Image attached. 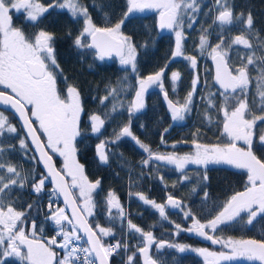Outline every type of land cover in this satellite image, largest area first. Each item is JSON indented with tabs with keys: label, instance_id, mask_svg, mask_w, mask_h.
<instances>
[{
	"label": "snow or ice",
	"instance_id": "snow-or-ice-1",
	"mask_svg": "<svg viewBox=\"0 0 264 264\" xmlns=\"http://www.w3.org/2000/svg\"><path fill=\"white\" fill-rule=\"evenodd\" d=\"M126 3L127 9L120 19L110 26L99 27L93 22L88 7L82 4L81 0H53L48 5L43 4L42 0H0V140L5 135L16 138L19 141V149L27 153L30 147L27 140L30 138L39 153V160L36 163H43L46 170L37 176L31 172L24 174L14 164H6L3 161L4 155L15 152L17 146L13 144L5 148L0 144V264H10L13 260L18 264H110V258L114 255H120L121 251L125 254L130 251L127 239L117 240L111 244L104 242V237H115L113 227L106 228L97 224L93 228L87 219L95 214L97 202L93 194L100 187L101 181H90L85 174L84 165L77 159V138L82 136L81 116L84 108L77 87L68 85L66 90L59 87L58 76L62 74V70H59L55 56L54 35L42 29L33 38L22 28L13 25L11 15L13 11L22 13L25 22L35 26L50 9L65 10L71 18L83 20V27L73 40V45L77 49L82 52L94 50L101 60L115 54L119 57L121 65L128 66L132 73H137V47L130 37L123 35L121 28L132 13L154 9L159 13L158 27L175 33V48L171 53V59L182 56L184 34L180 29L185 23L188 28L193 27L202 6L200 0H126ZM92 6L108 17L102 4L97 5L94 0ZM210 12L217 13L213 26H231L234 22L240 21L245 24L246 30H251L254 23L251 12L248 13L246 21L243 20V13L234 16V4L230 3V0H214ZM208 14L205 13L206 16ZM201 32L198 49L201 55L207 52L215 65L214 84L218 85V94L222 98L219 109L223 114L222 135L228 138V143L201 145L194 142V153L163 154L154 152L148 144L133 134L132 118L145 109V95L150 86L157 85L164 91L161 79L165 69L162 68L146 77L137 75L136 90L130 102L125 99L128 91L127 75L121 78L115 87H109L106 95L100 98L102 106H107L110 101L111 107L102 114L92 113L89 116L93 135L99 139L105 124L124 111L128 114V123L120 131L114 132L113 138L100 140L96 145V157L101 164H109L110 157L114 154L111 145L117 144L123 138H130L147 154V158L142 160L144 167H149L153 162L174 165L175 169L184 175V179H189L184 174L185 166L188 164L222 163L246 170L245 189L233 194L212 219L201 222L190 211L184 213L186 218L193 221L187 231L194 232L213 245L219 244L229 251L217 252L207 248L190 250L203 256L205 264H220L221 261H232L238 257L264 264V240L231 238L225 240L206 231L211 229L215 233L220 226L244 220L245 216L247 217L245 222L249 226H253L259 219H264V157H258L253 151L254 128L258 122H264V115L252 116V110L247 102L250 84L248 67L255 63V56L249 55L247 63L235 69L229 63L230 50L233 46L252 48L249 39L244 35H236L231 39V43H227L224 34L221 33L218 36L219 42L213 46L209 38L211 35L209 29L202 28ZM68 35L71 37L70 31ZM88 37L90 42H86L85 38ZM183 58L192 68H196V56L184 55ZM170 79L175 92L180 73L173 72ZM198 85L199 76L194 75L192 90L188 92L185 102L179 106L169 100L167 92H164L173 121L185 119ZM214 95L206 97L210 109L215 107ZM259 99V107L264 111V90L259 92ZM10 110L14 117H19L26 136H21L20 130L5 115V112ZM207 118L211 119L210 116ZM143 127L144 125H141V128ZM259 141L260 146L264 147V132H261ZM161 142L164 143L163 135ZM238 142H242L247 148L238 146ZM53 155L63 159L62 168H56ZM120 155L122 157L123 153ZM68 177L71 178V184L67 182ZM202 179L206 181L207 175ZM49 182L52 184L50 190ZM26 188H30L37 200L29 203L26 210H17L16 203L19 200L17 192H23ZM70 189L78 190L79 195L76 196ZM41 194H47L49 197L47 211L37 207ZM132 194L130 192V195ZM58 195L64 197L63 208L53 206L55 203L53 197ZM135 195L144 205L158 212L159 217L165 221L169 219L166 209L185 207L172 195H168L166 203H157L142 193ZM204 196L207 198L206 192ZM106 207L110 224L114 225L118 220L127 218L114 191L108 192ZM33 208H37L38 215L43 211L44 221L38 225L37 219L33 218L29 230L26 224ZM68 208H71V216L67 215ZM49 221L53 223L56 234L45 239L43 235L37 233H43V225ZM175 228L178 231L182 230L179 224L175 225ZM131 232L143 237V245H137L136 252L127 255L123 264H136L137 255L143 258V264H158L150 255L149 250L152 246L158 252L165 247L174 248L180 253L188 250V246L184 244L156 241L152 231H144L128 219L127 232L124 235L127 236ZM80 233H83V236ZM84 237L86 242L79 243ZM56 249H60L61 252H57Z\"/></svg>",
	"mask_w": 264,
	"mask_h": 264
},
{
	"label": "trees",
	"instance_id": "trees-1",
	"mask_svg": "<svg viewBox=\"0 0 264 264\" xmlns=\"http://www.w3.org/2000/svg\"><path fill=\"white\" fill-rule=\"evenodd\" d=\"M214 0H200L201 9L197 14V19L192 28L187 27V23L181 29L184 36L182 40L183 54L181 57L171 59V53L175 48L176 37L173 32L159 33L152 20L144 19L141 15L129 17L122 25L121 32L137 47V73H132L130 67L123 66L118 60H101L93 50L83 52L73 45V40L83 27L82 19H73L65 10L58 8L50 9L40 20L34 29L38 31L46 30L53 34L55 56L62 74L58 76L59 87L63 90L68 85H74L81 94V102L84 112L81 116L82 136L77 138V159L84 165L85 174L92 182L101 181L100 187L94 192V199L97 202L95 214L88 217L90 225L95 228L97 224L102 227H113L115 237H104V242L115 243L117 240L127 239L130 251L125 254L110 258V264H123L127 255L136 252V246L143 244V237L135 232H127V222L130 219L134 224L144 231H152L156 241L167 243H179L188 246L184 253L176 251L174 248L156 250L154 246L150 248V255L157 260L158 264H205L201 255L193 252L191 248H207L210 251H229L221 245H213L206 239L189 235L186 230L191 227L193 221L186 218L184 213L190 211L201 222L212 219L220 210L222 205L236 192L243 191L247 185L246 170L236 169L226 164H208L185 166L184 174L189 179H184V175L175 169L174 165L159 164L153 162L149 167L142 165V160L147 158L138 146L130 138H123L117 144L111 145L112 152L110 162L107 165L101 164L96 157V145L102 139H111L114 132L128 123L126 111L115 116L111 122L106 123L102 129L99 139L91 133L89 116L92 113H104L111 107L109 101L107 106L100 104V98L106 95L109 87H115L121 78L128 76V91L125 96L130 102L136 90V77L148 76L162 68L165 69L161 83L164 91L157 85L150 86L145 95L146 107L141 112L133 116L131 121V131L142 142L148 144L154 152L169 154L175 152L178 155L193 153L195 143L203 145H216L228 143V138L222 135L223 114L219 111L222 98L218 94V87L212 80V68L207 52L200 54L198 49L201 30L209 29L210 41L214 46L218 43V36L223 33L226 42L231 43V39L236 35H244L252 44L251 49L242 46H233L230 50L229 63L233 69L247 63L249 55L255 56V63L248 67L250 78L247 93V102L252 110V116L264 115L261 111L259 92L264 90V0H230L234 4V16L243 13V20L246 21L249 12L252 14L253 26L251 30H246L243 22L236 21L231 26H213L215 12H210V7ZM53 0H42L43 4L52 3ZM94 0H81V3L88 7L93 22L97 26H110L123 15L127 9L126 0H95L97 5L102 4L104 12L93 7ZM205 13H209L207 16ZM110 18V19H109ZM71 32V37L68 33ZM88 42V38H85ZM147 44V47H145ZM210 50V48H209ZM208 50V51H209ZM184 55H193L197 58L196 68H192ZM58 70V71H59ZM173 72L180 73V79L176 82V90L173 91V83L170 79ZM194 75L199 76V85L195 91L190 104V111L185 114L183 121H173L170 112L164 102L162 93L167 92L168 97L178 106L185 102L189 91L192 90V79ZM259 86V87H258ZM214 95L215 107H208V97ZM12 123L20 130L21 136H26L17 117L13 113L6 111ZM210 116L211 119L207 117ZM251 118V117H248ZM141 125H144L141 128ZM165 129L167 131L165 132ZM264 132V122H258L254 128L253 151L258 157H264V147L260 146L259 136ZM163 135L164 143L161 142ZM27 153L19 149V141L7 135L0 140L5 148L16 145V151L6 153L3 161L14 164L24 173L31 172L33 175L45 173L43 167L37 164L36 154L29 142ZM175 145V148H173ZM238 146H243L238 144ZM247 148V146L245 145ZM120 153H123L121 157ZM35 157V159H33ZM57 167L62 168L61 159L53 155ZM207 175V180L202 177ZM51 185L48 183V190ZM195 189V191H193ZM114 191L120 204L126 212L127 218L118 220L114 225L107 219L106 195L109 191ZM130 192L133 193L130 195ZM207 193L205 198L204 193ZM135 193H142L149 199L157 203H166L168 195L182 202L183 209H166L168 220H162L158 212L150 206L144 205L138 200ZM17 210H26L27 205L37 200L31 193L30 188L23 192H17ZM47 194H41L37 207L43 211L47 209L43 206ZM57 200L56 197H54ZM57 203L60 202L57 200ZM43 211L38 215L37 208L31 210L27 221V229H31L32 219H37V224L44 221ZM115 212V210H113ZM38 217V218H37ZM244 220L237 221L220 228L213 233L211 229L206 231L210 235H215L221 239H258L264 240V219H259L253 226L247 225ZM170 221V222H169ZM179 224L182 230H177L175 225ZM43 235L45 239L55 233V227L51 221L43 225ZM141 240V242H140ZM58 252V249H56ZM10 264H18L13 260ZM136 264H141L139 255ZM220 264H259L258 261H248L245 258H236L232 261Z\"/></svg>",
	"mask_w": 264,
	"mask_h": 264
},
{
	"label": "flooded vegetation",
	"instance_id": "flooded-vegetation-1",
	"mask_svg": "<svg viewBox=\"0 0 264 264\" xmlns=\"http://www.w3.org/2000/svg\"><path fill=\"white\" fill-rule=\"evenodd\" d=\"M45 5H48V4H45ZM11 15L13 17V25L15 27L22 28L25 31L26 34H29V35L33 36V38H34L35 34L39 32V31L37 32V30L34 29V26L32 24H29V23L25 22L24 14L18 13L16 11H13L11 13ZM135 15H141L144 19H149L150 18L152 20V22L156 25V28H157L158 32L161 33L160 29L158 27L159 13H158L157 10L150 9V10H144L143 12H134L129 17L135 16ZM99 27H101V26H99ZM167 32H173V31L168 30V31H166L164 33H167ZM164 33H162V34H164ZM173 34L175 35L174 32H173ZM111 59H115V60L119 61V59L115 58V57H111V58L103 59V60H111ZM66 88H67V86L64 87L63 90H66ZM241 145H243V144L241 143ZM243 146H245V145H243ZM106 197H107V195H106Z\"/></svg>",
	"mask_w": 264,
	"mask_h": 264
},
{
	"label": "water",
	"instance_id": "water-1",
	"mask_svg": "<svg viewBox=\"0 0 264 264\" xmlns=\"http://www.w3.org/2000/svg\"><path fill=\"white\" fill-rule=\"evenodd\" d=\"M159 29H160V28H159ZM166 31H168V29H160V32H161V33H164V32H166ZM88 42H90V37H88ZM93 51H94V50H93ZM111 57H115V58H118V59H119V57L116 56L115 54H113L112 56H106L104 59H108V58H111ZM210 63H211V67H212V80H213V82H214L215 65H214V62L212 61L211 58H210ZM216 86L218 87V85H216ZM162 96H163L164 102H165V104H166V107H167L168 111L170 112L169 107H168V103H167V101H166L165 98H164V92L162 93ZM168 99L171 100L169 97H168ZM171 101H172V100H171ZM172 102H173L174 104H176L174 101H172ZM176 105H177V104H176ZM177 106H178V105H177ZM10 112H12V111L10 110ZM16 117H17V119H18V121H19V123H20V125H21V127H22V122L19 120V117H18V116H16ZM22 129H23V128H22ZM23 131H24V130H23ZM24 133L26 134L25 131H24ZM28 140H29V142H30V144H31V146H32V148H33L35 154H36L37 159L39 160V153L37 152L35 146L32 145V141H31V139L28 138ZM53 163L55 164L56 168L59 169V168L57 167V165H56V162H55L54 157H53ZM39 164L43 167L44 172H46L43 163H39ZM67 182H68V180H67ZM49 184L51 185V188H52V184H51V182H49ZM70 190H71V189H70ZM56 197H57L58 201H59V202L65 207V202H64V197H63V195H58V196H56ZM166 201H167V198H166ZM67 214H68L69 216H71V208H68V212H67ZM90 226H91V225H90ZM187 233H188L189 235L197 236V237H199V238H201V239H204L203 237H200V236L196 235L194 232H189V231H187ZM80 235L83 236V233H80ZM84 241L86 242V237H84ZM139 261H140L141 264H143V258L140 257V256H139Z\"/></svg>",
	"mask_w": 264,
	"mask_h": 264
},
{
	"label": "rangeland",
	"instance_id": "rangeland-1",
	"mask_svg": "<svg viewBox=\"0 0 264 264\" xmlns=\"http://www.w3.org/2000/svg\"><path fill=\"white\" fill-rule=\"evenodd\" d=\"M213 2H214V1H213ZM215 14H217V13L215 12ZM123 35H124V34H123ZM125 36H126V35H125ZM209 51H210V50H209ZM209 57H210V56H209ZM144 77H146V76H144ZM241 143H242V142H238V144H241ZM242 144H243V143H242ZM201 145H203V144H201ZM241 147H245V146H241ZM245 148H246V147H245ZM194 152H195V148H194L193 153H194ZM60 159H61L60 161H61V164H62V167H63V159H62L61 157H60ZM68 180H69V184H71V178H70V177H68ZM72 191L75 193L76 196L79 195L78 190H73V189H72ZM106 198H107V197H106ZM48 199H49V197L47 196V197L45 198L46 201H45V203H44V205H43L46 209H47V207H48ZM53 199H54V197H53ZM54 201H55V203H54V205H53L54 207H61V208H63V205L58 204V203H57V200L54 199ZM67 215H68V214H67ZM55 234H56V229H55V233H54L53 235H55ZM53 235H52V236H53ZM52 236H48L47 239H48V238H51ZM142 241H143V240H142ZM140 242H141V240H140ZM142 245H143V244H142ZM142 245H141V246H142ZM58 252H61V250L58 249ZM202 258H203V260H204V257H203V256H202ZM222 262H226V261H221L220 263H222Z\"/></svg>",
	"mask_w": 264,
	"mask_h": 264
},
{
	"label": "built area",
	"instance_id": "built-area-1",
	"mask_svg": "<svg viewBox=\"0 0 264 264\" xmlns=\"http://www.w3.org/2000/svg\"><path fill=\"white\" fill-rule=\"evenodd\" d=\"M79 243H81V242H79ZM82 244V243H81Z\"/></svg>",
	"mask_w": 264,
	"mask_h": 264
}]
</instances>
